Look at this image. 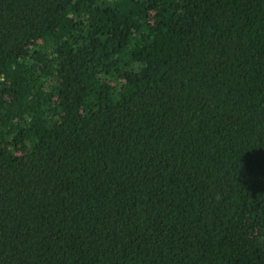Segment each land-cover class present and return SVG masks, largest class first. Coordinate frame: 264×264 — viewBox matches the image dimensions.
I'll list each match as a JSON object with an SVG mask.
<instances>
[{
	"label": "trees",
	"instance_id": "1",
	"mask_svg": "<svg viewBox=\"0 0 264 264\" xmlns=\"http://www.w3.org/2000/svg\"><path fill=\"white\" fill-rule=\"evenodd\" d=\"M0 264H264V0H0Z\"/></svg>",
	"mask_w": 264,
	"mask_h": 264
}]
</instances>
